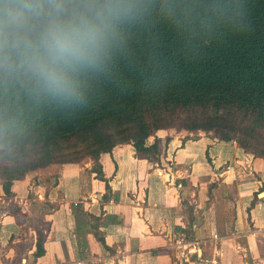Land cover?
Masks as SVG:
<instances>
[{"label": "trees", "instance_id": "1", "mask_svg": "<svg viewBox=\"0 0 264 264\" xmlns=\"http://www.w3.org/2000/svg\"><path fill=\"white\" fill-rule=\"evenodd\" d=\"M144 2V14L123 27L106 71L86 81L83 103L13 98L36 148L1 165L5 194L39 168L86 157L104 180L99 155L117 145L131 144L137 156L156 161L159 143L149 137L177 126L173 132L234 141L264 158V0ZM190 3L189 24L174 9ZM182 232L192 239L188 229ZM42 252L38 237L35 255Z\"/></svg>", "mask_w": 264, "mask_h": 264}, {"label": "crops", "instance_id": "2", "mask_svg": "<svg viewBox=\"0 0 264 264\" xmlns=\"http://www.w3.org/2000/svg\"><path fill=\"white\" fill-rule=\"evenodd\" d=\"M161 132L170 140L159 137L156 161L131 144L101 153L104 180L86 157L13 181L17 199L36 176L52 207L44 231L4 211L0 264H264V158L202 132L158 130L148 141Z\"/></svg>", "mask_w": 264, "mask_h": 264}, {"label": "clouds", "instance_id": "3", "mask_svg": "<svg viewBox=\"0 0 264 264\" xmlns=\"http://www.w3.org/2000/svg\"><path fill=\"white\" fill-rule=\"evenodd\" d=\"M192 8L174 15L190 24ZM145 9L144 0H0V165L36 148L13 98L83 103L86 81L106 71L123 27Z\"/></svg>", "mask_w": 264, "mask_h": 264}, {"label": "rangeland", "instance_id": "4", "mask_svg": "<svg viewBox=\"0 0 264 264\" xmlns=\"http://www.w3.org/2000/svg\"><path fill=\"white\" fill-rule=\"evenodd\" d=\"M179 129H181V128L179 126H177L176 129H172V130L177 131ZM159 137L165 138L166 135L163 132L159 133L157 135V138H156L158 140V142L161 141ZM188 137H192V136H188ZM164 138L162 139V141L164 140ZM150 140H151V138H150ZM162 141H161V144L163 143ZM52 165H54V164L46 165L45 167L39 168L36 171H40L42 169H45L46 171L50 172V168H52ZM36 171L32 172L31 174L34 175V173H36ZM2 175H3V172H2L1 165H0V219H1L4 211H10L13 213H17L18 215H22V216H19V219L21 220V217H22V219L24 220V224L26 225L24 227L32 228L35 226L36 228L40 229L41 231H44L48 227V219H46L45 215L47 214L48 210L52 207V204H50L49 202L43 201V200L39 201V199H41V198H39L38 194H36V192L34 191V189H37V188H35V186L38 184L36 176H34L32 178V180H33V182H31L32 188L23 189L22 192L18 195V198L14 199L12 197L13 196L12 193L7 195L3 192ZM42 205H44V208H46L43 211L41 210ZM21 211H24V212L22 213ZM23 215H27V218ZM30 223H31V225H30ZM0 225H2L1 222H0ZM16 233H17L16 235H20V227H19V231L17 230ZM25 238H27V239L25 241H23L22 243L24 245H29V241H30L29 235H26Z\"/></svg>", "mask_w": 264, "mask_h": 264}, {"label": "built area", "instance_id": "5", "mask_svg": "<svg viewBox=\"0 0 264 264\" xmlns=\"http://www.w3.org/2000/svg\"><path fill=\"white\" fill-rule=\"evenodd\" d=\"M213 237H214V238H217L218 236H217V234H213ZM22 262H23V261H22ZM23 263H24V262H23Z\"/></svg>", "mask_w": 264, "mask_h": 264}]
</instances>
